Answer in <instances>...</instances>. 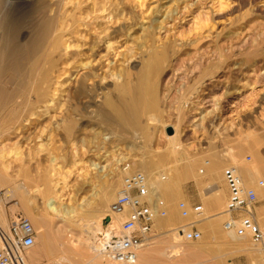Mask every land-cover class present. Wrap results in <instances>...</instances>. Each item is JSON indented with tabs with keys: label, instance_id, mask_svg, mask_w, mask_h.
Here are the masks:
<instances>
[{
	"label": "rangeland",
	"instance_id": "obj_1",
	"mask_svg": "<svg viewBox=\"0 0 264 264\" xmlns=\"http://www.w3.org/2000/svg\"><path fill=\"white\" fill-rule=\"evenodd\" d=\"M77 1L81 2L79 8L76 0H73L72 4L62 9V14L68 16L70 22L80 20L81 15L93 11V3L100 4L103 0ZM112 1L115 2V7H119L123 18L132 20L124 21L130 22L128 25L131 26V37L118 52L126 53L128 48H134V56L125 64L122 57L120 59L114 56L111 59L112 68H115L117 76L120 72L124 74L123 70H127L131 75L129 79L131 88L136 86L138 73L152 51V48L141 50L140 48L146 45L142 40L136 42L135 39H141L145 35L143 32L150 29L149 31L154 32L155 50L161 51L163 44L173 47V53L165 64L166 69L154 80L158 86L159 108L141 117L140 129L129 127L123 129L114 107L110 105L112 103L116 107H121L132 97V92L126 95L118 90L123 79L112 76L103 78L105 75L101 71L99 72L101 78L96 82L99 88L104 89V94L93 101L88 98L75 101L68 96L88 71L79 69L77 72L72 69L62 78L66 82L64 87L66 95L64 94L60 101L70 110L69 113H66L64 108L62 112L53 110L48 116L38 119L26 129L8 133L6 128L9 127L6 126L10 118L9 112L0 110V132L4 130L3 132L7 133V136L0 139V151L8 152L17 148L23 153L20 160L10 157L3 163L0 161V219L5 222L0 227L8 230L10 222L19 216L29 220L43 218L46 220L44 202L50 197L48 196L50 193L51 195L61 193L66 203L78 204L84 198L89 201V205L80 210L79 225L63 226L59 219H55L52 225L53 237L65 242V253L56 249L50 257L38 254L42 244L36 238V247L25 254L29 264L49 262L105 264L102 259H93L94 254L86 245L85 239L88 236L83 225L84 220L92 221V224L102 220L101 228L104 225L114 199L110 205L102 202L109 198L111 192L118 193L120 190L123 164H130L137 171V161L141 158L149 160L151 155L152 158L162 155L165 158L161 165L162 170L152 177V181L159 175H164L163 183H166L176 161L183 158L185 165H189L190 162L189 166L193 167V173L187 180L181 179L182 181L179 180L177 183V194L185 196L186 200H179L176 204L187 202L190 205H203L199 193L211 188L217 180L207 176L206 162L219 160L222 167L221 177L224 178V171L230 164L223 158L231 150L237 153L239 145L247 138L254 140L264 155V0ZM99 7L100 5L96 13L90 14V18L93 17L92 21L91 19L85 21L88 26L81 27L83 34L79 37L78 43L81 47L71 51L70 61L75 59L73 57L81 60L78 54L85 50L83 45L89 43L90 34H95L91 31L98 23L109 22L112 19L111 23H108L110 28L122 25V21L119 22L109 16L108 12L102 14ZM204 16L208 25L203 21ZM136 45L139 47L137 51ZM106 67L104 71L108 69ZM192 88L197 89L192 93H198L190 97L189 92ZM183 93L185 96L186 93L189 94L186 99ZM205 115L207 117L201 126L200 119ZM180 116L183 121L178 127L180 134L176 144L178 153L170 155L167 151V136L172 137L175 132L173 130V134L170 135L168 130L173 127L165 129L163 126L175 125L176 119ZM105 117L111 120L106 122ZM72 120L75 126L68 132L65 125ZM45 127L48 128L44 129ZM76 153L79 157H74ZM53 154L63 156V159L53 164L50 160V155ZM122 156L127 160L118 163L117 160ZM241 158L248 163L252 156L246 152ZM90 164H96L97 169L91 171L89 177L84 179V166ZM4 165L9 166L7 174L4 172ZM202 170L204 173H201ZM62 178L67 180L65 188L61 190L59 187L55 190V185L61 182ZM223 178V184L226 185ZM259 181L264 182V179ZM201 184L204 187H200ZM257 184L252 187L246 186L257 192L259 203L256 206V217L259 222L258 215H262L261 211L264 210V195L259 194ZM225 188L228 199V188L227 186ZM9 190L12 193L7 198ZM95 190L97 198L94 195ZM158 194L162 197L161 193ZM163 200L167 208L168 202L166 199ZM227 202L228 200L226 205ZM225 222L221 226L222 231ZM163 232L167 231H158L155 227L154 242L140 253L153 255L150 264H249L247 253L240 247V243L219 232L214 234L206 228L201 232V242L193 243L173 237L172 233L168 235ZM90 236L94 244L95 236L93 234ZM246 241L249 249H256L249 239L246 238ZM179 249L181 253H176ZM196 252H200V258L193 257ZM34 254H38L37 257ZM256 259L258 260V256Z\"/></svg>",
	"mask_w": 264,
	"mask_h": 264
},
{
	"label": "bare ground",
	"instance_id": "obj_2",
	"mask_svg": "<svg viewBox=\"0 0 264 264\" xmlns=\"http://www.w3.org/2000/svg\"><path fill=\"white\" fill-rule=\"evenodd\" d=\"M72 3L73 0H0V110H4L5 113L6 111L9 112L10 118L7 121L6 127H9L10 130L9 128L4 127L8 130H5L6 132L10 133L9 131L18 132L20 130H24L38 119L48 116L53 110L62 112L64 108L66 113H69L70 110L65 107V104H61L60 101L62 97L66 95V91L64 89L66 82L63 81L62 78L67 76L72 69H75L77 72L79 69L88 71L82 77L80 82H78V86L75 90L71 92L69 96L67 95L75 101L84 98H88L93 101L96 100V98L98 99L100 95L104 94V89L101 87L99 88L96 82L97 79L101 78V75H99V72L101 71L105 75L103 78L112 76L114 78L119 77L123 79V82L118 86V90L120 92L122 91L126 95H129V93L132 92V97H130L129 100L121 107H116L109 101V103H111L110 105L114 107L115 113L118 117L117 119L123 129H126L125 127L140 129L141 117L148 112H155V110L159 108L158 86L155 84L154 80L161 76L166 69L165 64L168 62L171 53H173V47L163 44L161 51L155 50L154 32L149 31L150 29L143 32L145 33L144 37L141 39H135L136 42L142 40L146 45V47L142 46L140 48L141 50L144 48L147 50L152 48V51L149 52L146 63L143 64L138 73L136 86L131 88L129 83L131 75L127 72V70H123L124 74L120 72L117 76V74H115V68H112L111 59L114 56H118L119 58L122 57L125 64L129 63L130 59L134 56V48H128L126 53L118 52V50H120V48L124 46L125 42H128V39L131 37V26L129 25L132 20L123 18L124 16L120 13L119 7H115L116 5L114 1L103 0L100 4L93 3L92 13H85V15H81L82 18L80 20L70 22L69 17L62 14V9L64 10V6ZM76 4L78 5V8L81 6V2H78L77 0ZM99 5V11L102 12V14H107L108 12L109 16L116 18L119 22L122 21V25L116 28H110L108 23H111L112 19H110L109 22L103 21L104 23H98L96 28L91 31L95 34H90V40H88L89 43L83 45L85 50H79L80 53L78 54V58L81 57V60L78 61L76 59L77 57H73L75 59L70 61L69 57L71 56V51L78 50L81 47V45L78 44L79 37L83 34V31L80 30L82 29L81 27L88 26V23L85 21H89L90 19L92 21L93 17L90 18V14L96 13ZM115 12L117 15H115ZM204 18L205 20L203 21L205 22L206 17L204 16ZM124 21L130 22L128 23ZM135 48L136 51L139 50L138 46ZM106 63L108 64L106 65ZM70 66L71 69H69ZM104 67L108 68L106 69L107 72L103 70ZM195 91H197V89L192 88V91L189 92L190 97L198 93H192ZM187 93L186 96L189 95ZM183 94L184 99H186L185 93ZM64 115L61 118H63ZM206 117L207 116L205 115L200 119L201 126L204 124ZM110 120V118L105 117L106 122H109ZM182 121V117L180 116L176 119L177 123L175 125L172 124V126L167 124L163 126L165 129L171 126L175 132L174 136H167V151L170 155L178 153V146H176L180 137L178 127ZM65 126L66 130L71 132L75 126V122L73 120L69 121ZM47 128L48 127H45L44 129ZM3 131L2 133L0 132V139L7 134ZM44 132L46 133L45 130ZM44 132H42V134ZM44 150L46 152V149ZM246 152H249L252 156L251 161L248 163L241 158V155ZM22 154L23 153H21V151L17 148L8 152L2 150L0 151V161L3 163L10 157L19 159L23 157ZM53 155H50V160L53 164H55L58 160L63 159V156L59 157ZM74 155V157H79V154L77 153ZM223 159L230 164V167L235 168L238 171L245 185L252 187L258 183V189H256L259 194L264 195V186H259V180L264 179V155H262L259 150V146L254 140L250 138L243 140V142L239 145L237 153L231 150ZM125 160H127V158L122 156L117 160V162L122 163ZM221 160L222 159H220V161ZM218 161L205 163L208 168L207 176L211 179L216 178L217 180L211 188L209 187L210 190H202L201 193H199L201 194V202L204 208V215L199 220L182 218L178 210V205L176 204L179 200H186L185 196L177 194L176 186L179 180H187V178L192 176L193 167L189 166L190 162L189 165H185L183 158H181V160H177L173 170H171L168 181L163 183L165 180L164 175H159L155 181H152V177L156 176L162 170L161 165L165 162V158L162 155H157L153 158L151 155L149 160L141 158L137 161V171L144 173L148 177L149 185L153 192L161 193L162 198L166 199L168 202V216L165 219L157 220L156 229L158 231L166 230L167 232H163V234L172 233L173 237H179L184 240L181 233L178 232L180 226L195 222L197 223V227L200 232H204L207 228L214 234L219 232L220 234H224L227 238L240 243V247L247 253L249 264H264V248L256 247V249L254 248L255 250H251L245 244L246 238H239L234 234V232L221 230L222 224L229 219V216L225 213L226 200H228L226 195L227 190L225 188L226 185L223 184V177H221L222 167ZM183 164L185 166H181L182 168H180L179 166ZM84 168L85 171L83 178L87 179L90 172L97 169V165H85ZM3 169L6 173V171L8 172L9 170V166L4 165ZM201 173H204V171ZM57 181L59 180L57 179ZM66 182L67 180L62 178L61 182L55 185L54 189L56 190L59 187L61 190L64 189ZM122 183L123 179L121 187ZM200 187H204L203 184H201ZM11 193L12 191H7V198H9ZM118 193L111 192L109 194V198L102 202V204L110 205L113 199L115 201ZM60 194L61 193H56L51 195L50 193L48 195L50 197H48L46 202H44L46 208L45 211L47 213L46 220H44V218L39 220L30 219L37 233L36 238L42 244V248L38 254L42 253L46 257H50L56 249H59L61 253H65V242L62 239L56 240L54 238L55 236L53 237L52 225L55 219L61 220L63 226L68 224L79 225L81 222V219L79 220V217L81 216L80 210L89 205V201L85 198L78 204L70 202L66 203L64 196ZM94 195L95 198L98 197L97 190H95ZM261 212L262 215H264V210ZM262 215H258L260 216L258 223L260 227L264 229V217H262ZM84 222L85 224L83 225V228L88 236V238L85 239L86 245L94 254L93 259L101 260L102 258L94 252V244L91 242L90 237L92 236L90 235L93 234L96 236L97 231L101 230L102 220H99L98 222L95 221L93 224L91 223L92 221L90 222L89 220H84ZM4 223L0 219V226L4 225ZM174 231H176V233H173ZM163 234L161 233V235ZM35 247L36 245H34L32 249ZM176 253H181L180 249L176 250ZM199 253L200 252L194 253L193 257L200 258L201 255ZM38 254H34V256L37 257ZM142 254L139 256L137 264H150L153 255L145 253L143 255ZM257 256L258 260L256 259ZM25 260L26 264H29L26 257ZM48 264L55 263L49 262Z\"/></svg>",
	"mask_w": 264,
	"mask_h": 264
},
{
	"label": "built area",
	"instance_id": "obj_3",
	"mask_svg": "<svg viewBox=\"0 0 264 264\" xmlns=\"http://www.w3.org/2000/svg\"><path fill=\"white\" fill-rule=\"evenodd\" d=\"M121 171L122 187L94 238L93 249L105 263L137 264L141 251L155 240L157 220L165 219L168 210L163 198L150 188L144 173L130 164H123ZM224 181L229 192L225 211L229 219L224 230L264 248V230L256 217L259 203L256 190L247 187L232 167L225 169ZM259 186L263 187L264 182ZM178 210L184 219L199 220L204 215L203 205L180 202ZM178 232L185 242H198L202 238L195 222L182 226ZM36 235L33 224L24 216L12 220L7 231L0 227V264H26L25 254L36 244Z\"/></svg>",
	"mask_w": 264,
	"mask_h": 264
},
{
	"label": "water",
	"instance_id": "obj_4",
	"mask_svg": "<svg viewBox=\"0 0 264 264\" xmlns=\"http://www.w3.org/2000/svg\"><path fill=\"white\" fill-rule=\"evenodd\" d=\"M168 133H169L170 135H172V134H173V129L170 128V129L168 130Z\"/></svg>",
	"mask_w": 264,
	"mask_h": 264
}]
</instances>
